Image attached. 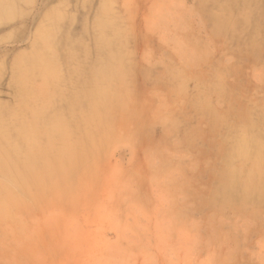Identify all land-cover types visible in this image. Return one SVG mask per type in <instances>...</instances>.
Listing matches in <instances>:
<instances>
[{"label":"rangeland","instance_id":"obj_1","mask_svg":"<svg viewBox=\"0 0 264 264\" xmlns=\"http://www.w3.org/2000/svg\"><path fill=\"white\" fill-rule=\"evenodd\" d=\"M256 187L264 0H0V264H264Z\"/></svg>","mask_w":264,"mask_h":264},{"label":"bare ground","instance_id":"obj_2","mask_svg":"<svg viewBox=\"0 0 264 264\" xmlns=\"http://www.w3.org/2000/svg\"><path fill=\"white\" fill-rule=\"evenodd\" d=\"M76 19V18H75ZM21 21V20H20ZM77 25V24H76ZM39 36H41V37H47V34H46V32L43 34H41V35H39ZM37 37H38V33L36 34V37H35V42H34V44L35 45H33V48L35 47L36 48V45H37V42L39 41L38 39H37ZM58 37H59V39L61 40L60 42L61 43H63L64 45H65V37L62 35V28H60V30H59V32H58ZM31 45V44H30ZM32 48V49H33ZM37 49V48H36ZM34 51H35V49L33 50V53H34ZM63 52V51H62ZM65 52V51H64ZM36 54V53H35ZM33 57H36V55L35 56H33ZM69 57H71V56H69ZM17 66V65H16ZM23 68V67H22ZM24 69V68H23ZM14 72L16 73L17 72V70H16V68H15V70H14ZM92 72V70H90L88 73H91ZM93 75V74H92ZM69 79V78H68ZM75 78H73V79H71V80H66V83L68 84V85H71L72 84V87H77L78 89H80L81 90V87H85V86H89L90 84H91V82H92V79H93V77L91 76V75H87V76H78V82H75V80H74ZM24 81L25 80H23V81H21V84H20V86L22 85V86H24ZM94 83V82H93ZM176 83V82H175ZM25 88L24 87H21L19 90H18V92L16 93V95H17V97H21V99H24L26 96V91H27V89L26 90H24ZM79 90V94H80V96L82 95V91H80ZM37 91V90H36ZM56 96H58L59 97V95L56 93L55 95H54V98L52 99L53 101H55V98L57 99V97ZM63 97V100L68 104V102H69V99H68V97L67 96H62ZM41 103V102H40ZM43 103V102H42ZM41 103V104H42ZM162 103V102H161ZM164 104V103H163ZM37 106V105H36ZM35 106L34 105H30L29 106V109H28V112H30V114L32 115V120H34V119H36L37 121H40V122H42V120L44 121V120H47V119H45L46 118V116L41 112V111H37V110H35V108H34ZM18 109H19V111H18ZM16 111H14V114L13 115H15V120H17L22 114H26V112H22L23 111V109L21 108V107H19ZM5 113L2 111V115H4ZM8 114H10V113H8ZM7 114V115H8ZM28 114V113H27ZM29 114V115H30ZM11 117V116H10ZM53 118V117H52ZM51 118V119H52ZM13 119V118H12ZM50 119V118H49ZM49 119L46 121L47 123V126H51V123H49L48 121H49ZM56 119L57 118H53V121H56ZM254 128V127H253ZM253 155V154H252ZM238 156H240V155H238ZM242 157H243V159L245 160V161H249V159H250V157H251V155H247V154H242L241 155ZM231 157L233 158V156L231 155ZM242 157H241V159H242ZM243 160V161H244ZM255 160H257V159H255ZM244 163V162H243ZM228 168V167H227ZM237 173V172H236ZM232 174V173H231ZM235 176H236V174H235ZM230 177V176H229ZM236 178H237V176H236ZM239 178V177H238ZM234 179V178H233ZM225 180H226V178H225ZM224 180V181H225ZM236 179H234V181H235ZM229 181V180H228ZM236 182H238V181H236ZM229 183V182H228ZM230 183H231V181H230ZM230 183H229V185H230ZM234 182L232 181V184H233ZM247 189V188H246ZM255 190H257V191H255ZM245 192H246V190H245ZM249 192V195H247V198L246 199H249L248 201H254V202H257V201H264V188L263 187H256L255 189H254V192H252L251 191V189L248 191Z\"/></svg>","mask_w":264,"mask_h":264}]
</instances>
